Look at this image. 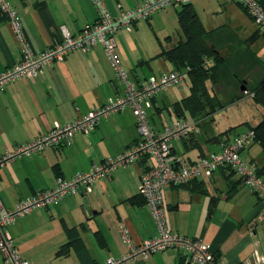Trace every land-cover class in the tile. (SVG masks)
I'll return each mask as SVG.
<instances>
[{"label": "crops", "instance_id": "0c3cea01", "mask_svg": "<svg viewBox=\"0 0 264 264\" xmlns=\"http://www.w3.org/2000/svg\"><path fill=\"white\" fill-rule=\"evenodd\" d=\"M8 1L20 16L28 42L36 53L61 44L64 31L73 37L79 35L98 18L92 0ZM104 1L113 16L131 11L142 2ZM189 5L197 12L204 30L195 35L207 46L215 47L213 33L219 29L213 26V14L228 19L247 14L236 0H190ZM182 11V6L161 10L149 21L137 22L131 32L120 31L115 36L122 65L136 86L146 83L151 76L175 72L177 65L167 52L187 40L181 27ZM22 59L10 20L0 7V74ZM189 77V94L174 102L168 115L159 106L156 95L149 118L151 127L158 132L179 120L199 124V134L172 142L174 153L191 164L221 152L237 135L254 126L242 122L223 132L207 127L208 121L215 123L216 113L227 106L213 111L207 107L196 114L185 110L180 117L175 107L191 96ZM206 84L213 91V81ZM241 90L245 92L243 86ZM121 91L122 86L101 47L73 51L63 61L44 68L38 78L12 82L0 92V159L17 147L42 138L56 126L89 115ZM163 103L166 107V102ZM139 137L136 113L127 108L103 118L91 134H76L69 145L6 163L0 167V198L5 209L14 212L22 201L54 188L59 178L71 180L78 174L91 172L107 159L125 153ZM255 145L258 144L243 153V158L259 168L264 166V154L261 152L257 159L250 157ZM149 164L150 160L141 158L136 164L117 167L107 178L95 179L89 189L82 188L77 195L63 197L57 205L37 208L17 220L7 233L21 257L30 264H103L128 253L122 227L135 245L154 238L157 225L145 200L139 197V204L131 201L140 194L141 176ZM225 192L226 199L235 204H224L219 194ZM164 205L170 230L211 244L220 264H264V202L241 185L237 176L218 171L186 187L166 188ZM220 210L223 213L217 215ZM0 264H5L1 255ZM128 264L185 263L179 251L171 249Z\"/></svg>", "mask_w": 264, "mask_h": 264}, {"label": "built area", "instance_id": "2783aa9c", "mask_svg": "<svg viewBox=\"0 0 264 264\" xmlns=\"http://www.w3.org/2000/svg\"><path fill=\"white\" fill-rule=\"evenodd\" d=\"M190 0H142L133 10L113 16L106 7L104 0H92L97 11V21L86 27L79 35L73 37L63 32V42L42 53L31 48L22 26L20 16L8 0H0L2 12L10 20L16 40L21 47L23 59L12 69L0 74V92L5 91L9 84L18 79H36L46 67H52L76 50L89 51L101 47L108 58L109 64L122 86L121 94L106 102L99 109L77 121L56 126L42 138L29 144L19 146L6 153L0 159V167L22 156H30L48 148L69 145L76 134H89L103 118L132 108L136 113L139 140L125 153L107 159L102 165L94 167L91 172L78 174L71 180L59 178L54 188L42 191L17 206L14 212L5 209L0 198V255L5 264H30L24 260L13 240L7 233L17 220L31 214L37 208L57 205L68 195H77L81 189H89L95 179L107 178L117 167L136 164L139 159L150 160L148 168L141 176L140 195L145 200L157 225V235L140 245H135L122 227L123 242L128 253L118 259H108L103 264H128L142 257L147 260L156 253L167 250H178L185 264H220L215 248L201 239L181 236L170 230L164 205V191L169 187H180L192 182L212 177L218 170L232 172L264 202V178L257 173V166L245 160L242 155L255 141V131L248 129L226 144L222 151L207 158H201L188 164L176 155L172 142L188 139L201 132L198 123L179 120L162 132L154 131L150 124L149 111L152 100L157 93L167 88L178 87L185 82V74L175 71L159 76H151L146 83L136 86L124 69L115 36L120 31L131 32L139 21H146L154 13L170 7L189 4ZM248 13L259 31L264 35V5L259 0H236ZM206 68L213 67L214 62L206 61ZM253 264H255L253 262Z\"/></svg>", "mask_w": 264, "mask_h": 264}, {"label": "rangeland", "instance_id": "374dc122", "mask_svg": "<svg viewBox=\"0 0 264 264\" xmlns=\"http://www.w3.org/2000/svg\"><path fill=\"white\" fill-rule=\"evenodd\" d=\"M213 17L214 28H219L213 33V44L220 51L222 62L213 59L215 66L217 65V69L213 71V91L210 84L204 83L199 92L204 94L208 101L206 104L211 109L227 107L216 113L215 123L211 120L206 126H213L218 132L242 122L257 126L264 120V107L254 101L256 89L264 82V35L258 34L259 31L248 14L242 13L230 19L227 16L216 18L214 14ZM150 37L154 42L152 35ZM186 83L159 92V106L166 115L168 108L172 110L174 102L189 94V82ZM242 86L246 89L245 92L241 90ZM163 102H166V107ZM261 152L260 146L255 145L250 157L257 159ZM261 167L264 168L262 165ZM219 197L224 204L234 203L233 200L226 199V192L220 193ZM222 213L223 210H220L217 215Z\"/></svg>", "mask_w": 264, "mask_h": 264}, {"label": "trees", "instance_id": "16d2710c", "mask_svg": "<svg viewBox=\"0 0 264 264\" xmlns=\"http://www.w3.org/2000/svg\"><path fill=\"white\" fill-rule=\"evenodd\" d=\"M259 1L264 5V2L262 0H259ZM182 8H183V11L181 12V27H182V31L187 40L184 43L180 42L173 50H171L170 52H167L171 61L177 65V68L175 71L185 74V82L187 81L188 76H190L189 78L191 80L192 87H193L191 96L183 100L182 105H180L181 104L180 103L179 105L175 107V111L180 117H181L182 112H184L185 110L189 111L192 114H196L197 112L198 113L203 112L207 107H209L206 104V102H208L206 100V97L204 96V94H201L199 92V88L201 89V86L207 81L213 80V71L217 69V65L215 67L213 66V67L206 68L207 66L206 61H208L207 60L208 58H213L217 60V62H220V61L222 62L220 52L214 46H207L205 42L201 43V41H199V38L195 35V33L197 34L198 32L204 33V30L201 24L199 23V17H198L197 12L194 9H192L189 4L183 5ZM149 19H147V21H149ZM200 40L203 41V38L200 37ZM158 94L159 93H157L156 95ZM254 95H255L254 101L258 105H261L264 107V82L261 83V85L256 89ZM213 110L214 109H212V111ZM136 128H137V121H136ZM248 129L255 131L256 138H255L254 144H258L264 154V120L260 122L257 126L250 127ZM92 131L89 134H91ZM83 135H86V134H83ZM58 147H62V146H58ZM54 148H57V147H54ZM218 171H223L226 174H233L237 176L235 173H232V172L229 173L223 169H220ZM257 173L259 176L264 178V168L259 167L257 169ZM239 180L241 181V185L248 187L241 178H239ZM190 184L185 185V186H180V187H186V186H189ZM250 191L254 195L257 196V194L254 193L251 189ZM139 197H141L140 194L138 198H133V200L131 201L136 204H139ZM217 256H218V253H217Z\"/></svg>", "mask_w": 264, "mask_h": 264}, {"label": "water", "instance_id": "95a60500", "mask_svg": "<svg viewBox=\"0 0 264 264\" xmlns=\"http://www.w3.org/2000/svg\"><path fill=\"white\" fill-rule=\"evenodd\" d=\"M244 88V87H243Z\"/></svg>", "mask_w": 264, "mask_h": 264}]
</instances>
